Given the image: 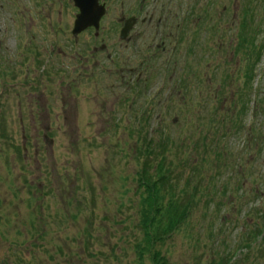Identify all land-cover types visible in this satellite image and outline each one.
<instances>
[{"label": "rangeland", "instance_id": "rangeland-1", "mask_svg": "<svg viewBox=\"0 0 264 264\" xmlns=\"http://www.w3.org/2000/svg\"><path fill=\"white\" fill-rule=\"evenodd\" d=\"M250 1H256L258 8L252 16L253 28L259 31L256 44L264 45V1L245 3ZM234 2L229 0L228 40L235 45L240 21L238 11L234 15L232 9ZM224 56L204 57V71L207 62L219 63L218 71L211 70L206 80L212 73L224 76V61L237 71V54ZM132 59L134 66L138 61ZM251 71L248 107L237 134L230 126L241 111L238 77L230 87L235 99L225 102L222 114L221 104L213 100L216 85L186 93L168 85L161 89L164 72L156 70L157 89L136 97L126 84L108 80L100 103L103 96L107 103L118 97L126 99L123 105L110 104L108 113L87 116L80 132L51 134L53 144L45 143L42 134L32 135L35 128L40 133L43 120L14 121L11 114L18 111V98L11 101L9 90L0 94V264H134L133 246L141 235L137 173L151 156L147 148L159 154L156 162L161 159L164 142V151L182 174L180 183L190 182L188 192L195 194L197 203L190 219L163 247L170 264H211L221 258L252 264L256 256L264 260L260 240L246 248L247 242L252 243L247 240L249 232L257 222L264 223L260 218L264 216V141L262 155L252 144L257 129L264 134V51ZM184 94L188 105L182 101ZM217 116L219 120L213 122ZM223 116L227 117L224 126ZM22 130L30 134L28 138H23ZM171 141L176 147L171 148ZM223 149L229 168L216 160Z\"/></svg>", "mask_w": 264, "mask_h": 264}, {"label": "flooded vegetation", "instance_id": "flooded-vegetation-1", "mask_svg": "<svg viewBox=\"0 0 264 264\" xmlns=\"http://www.w3.org/2000/svg\"><path fill=\"white\" fill-rule=\"evenodd\" d=\"M237 3L232 9L245 13V0ZM98 4L91 18L78 25L81 10L75 0H0L1 94L9 90L11 101L18 98V111L11 114L14 121L43 120L40 133L35 128L32 135L42 134L45 143H54L51 134L80 132L81 121L108 113L110 104L122 105L126 99L118 97L107 103L103 96L105 102L100 103L108 80L126 84L137 97L157 89L155 74L161 70L162 88H190L189 68L178 67L177 58L185 50H200L207 39H227L230 27L229 0H98ZM102 5L105 15L97 21ZM132 58L138 61L134 66ZM201 66L196 68L198 78ZM227 81L218 78L215 83L221 88ZM60 122L63 125L56 126ZM28 135L22 130L24 138Z\"/></svg>", "mask_w": 264, "mask_h": 264}, {"label": "trees", "instance_id": "trees-1", "mask_svg": "<svg viewBox=\"0 0 264 264\" xmlns=\"http://www.w3.org/2000/svg\"><path fill=\"white\" fill-rule=\"evenodd\" d=\"M248 40L249 46L253 47L252 53H256V40L251 36ZM261 52L260 48L256 60L260 59ZM215 121H217L216 117L213 118V122ZM184 145L187 147L189 143ZM193 146L196 148V143ZM203 146L204 149L208 148L205 144ZM173 147H176V143L171 141V148ZM162 149L161 159L156 162L159 154L155 155L152 150L147 148L146 152L151 156L137 173L136 194L138 195L139 217L137 227L141 235L133 246L136 260L134 264H170V258L166 255L163 247L172 238V235L190 219L192 210L197 204L195 194L188 192L190 182L185 181L184 185L180 183L182 174L175 168L174 160L170 158L169 153L164 151L167 149L165 142ZM198 185L196 184L194 187L195 193L199 190ZM260 218L264 222V216ZM248 236L247 240L252 243L247 242L246 248H253L258 240H260V244L264 243V223L261 225L260 222H257ZM261 248L263 246L258 249ZM234 259L221 258L211 264H234ZM253 260L255 261L252 264L264 261L262 257L257 256L253 257Z\"/></svg>", "mask_w": 264, "mask_h": 264}, {"label": "water", "instance_id": "water-1", "mask_svg": "<svg viewBox=\"0 0 264 264\" xmlns=\"http://www.w3.org/2000/svg\"><path fill=\"white\" fill-rule=\"evenodd\" d=\"M77 1V5H79V7L82 10V16L81 18L82 21H87L89 18H91L90 16V12L96 10V6H97V0H95L94 2H92L91 0H76ZM100 12V10L98 11ZM98 18H100L103 14V12L98 13Z\"/></svg>", "mask_w": 264, "mask_h": 264}]
</instances>
